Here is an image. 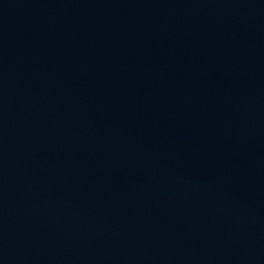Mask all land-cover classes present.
I'll return each instance as SVG.
<instances>
[{"label": "water", "instance_id": "obj_1", "mask_svg": "<svg viewBox=\"0 0 264 264\" xmlns=\"http://www.w3.org/2000/svg\"><path fill=\"white\" fill-rule=\"evenodd\" d=\"M0 264H264V0H0Z\"/></svg>", "mask_w": 264, "mask_h": 264}]
</instances>
